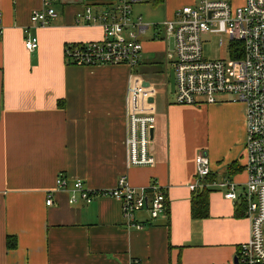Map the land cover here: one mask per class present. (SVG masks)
<instances>
[{"label": "crops", "instance_id": "crops-1", "mask_svg": "<svg viewBox=\"0 0 264 264\" xmlns=\"http://www.w3.org/2000/svg\"><path fill=\"white\" fill-rule=\"evenodd\" d=\"M86 2L96 11L104 8L103 0H68L55 4L58 16L49 25L35 26L31 14L42 0H0V264H229L250 239L245 206L213 186L209 216L194 218L189 185L202 151L212 163L207 184L245 172V160L238 159L246 140L245 107L231 121L225 118L226 144L217 138L205 145L199 120L191 117L203 106L156 98L155 164L130 167L126 92L132 70L74 64L65 55L69 43L104 36L97 24L83 18L77 23ZM192 2L167 6L166 17ZM135 5V15L144 18ZM27 28L39 40L33 51L24 44ZM150 52L144 41V54ZM123 175L138 188L158 183L168 198L166 213L152 219L146 209L137 212L144 224L137 229L128 225L117 199L72 204L71 192L56 184L64 176L69 187L80 179L89 188L109 189ZM245 180L236 181L239 191ZM8 236L16 237V248L7 247Z\"/></svg>", "mask_w": 264, "mask_h": 264}, {"label": "built area", "instance_id": "built-area-1", "mask_svg": "<svg viewBox=\"0 0 264 264\" xmlns=\"http://www.w3.org/2000/svg\"><path fill=\"white\" fill-rule=\"evenodd\" d=\"M68 0H42V7L33 10V25H49L58 16L55 4ZM150 0H103L104 8L95 10L86 2L76 14L77 23L83 18L103 30L101 40L69 43L65 55L70 63L97 65H127L132 70L126 92L127 159L130 167L153 166L155 154L151 130L156 123L158 88L136 73L144 59V35L150 29L164 30L167 43L166 59L175 71V101L179 104L202 105L230 99L245 107L246 140L243 147L246 180L241 184L222 177L207 184L212 163L207 152L196 157L195 180L189 186L194 192L201 188L225 190L224 196L242 202L251 220L250 239L239 245L229 264H264V0H193L177 8L173 17L161 23H149L134 13V5ZM163 28V29H160ZM25 47L33 51L39 46L37 36L25 29ZM220 37L227 46V57L210 59L204 45L211 37ZM226 37V41L224 40ZM157 38L156 34L152 37ZM173 38V48H170ZM2 29L0 26V40ZM170 68V69H171ZM169 87V79L164 83ZM153 98V102L149 99ZM57 189L68 190L69 202L81 198L90 203L94 197L117 199L128 225L142 229L144 224L135 218L148 210L152 219L166 213L168 198L162 187L153 182L147 188L132 186L126 175L109 189H92L77 179L69 187L68 180L59 176ZM151 191V193L149 192ZM47 205H53L52 194ZM131 264H142L140 259Z\"/></svg>", "mask_w": 264, "mask_h": 264}, {"label": "rangeland", "instance_id": "rangeland-1", "mask_svg": "<svg viewBox=\"0 0 264 264\" xmlns=\"http://www.w3.org/2000/svg\"><path fill=\"white\" fill-rule=\"evenodd\" d=\"M188 2V0H166L163 4L154 5L150 2H144L143 4L135 5V12L142 14L144 20L149 23H161L166 18L167 6L169 9H173L177 5H182ZM240 1L237 0V4ZM169 14V13H168ZM160 29H163L160 27ZM156 34L157 38L153 41H149ZM165 32L164 30H154L150 29L146 35H144V41L148 42L151 46V52L149 54H144L143 63H141L137 69L136 73L141 74L146 80L154 82L158 89H162V92H158L156 98L161 102L162 100L174 101L175 94L170 91V88L163 83L167 80V70L170 71L172 64L166 59L167 43L164 40ZM220 37H211L208 43L204 45V53L206 57L210 59H219L227 57V46L220 45ZM226 41V37H224ZM236 105V109L231 106ZM199 106V105H194ZM196 113H191V117H197L201 127V141L206 145V143L214 144L217 138L226 144V140L230 139L229 136L225 135L227 126L230 127V123L234 118L236 111H240L242 108L241 103L234 102L230 99H226L224 102L213 104H202ZM204 106H207L206 108ZM224 108V110H223ZM199 109V108H198ZM228 121H226V119ZM198 124V125H199ZM192 127H194V122L192 121ZM217 134V135H216ZM242 162L244 161V156L238 157ZM246 177L245 172H240L229 176V179L233 181H242Z\"/></svg>", "mask_w": 264, "mask_h": 264}, {"label": "trees", "instance_id": "trees-1", "mask_svg": "<svg viewBox=\"0 0 264 264\" xmlns=\"http://www.w3.org/2000/svg\"><path fill=\"white\" fill-rule=\"evenodd\" d=\"M154 3H161L164 0H152ZM210 188L205 187L193 192L192 197V216L194 218L202 219L209 216V193ZM245 206L242 204V207ZM17 246V240L15 236L7 237V247L14 249Z\"/></svg>", "mask_w": 264, "mask_h": 264}, {"label": "water", "instance_id": "water-1", "mask_svg": "<svg viewBox=\"0 0 264 264\" xmlns=\"http://www.w3.org/2000/svg\"><path fill=\"white\" fill-rule=\"evenodd\" d=\"M173 42H174L173 38H170V48H173ZM149 84H150V82L145 80L144 86H149ZM169 88H170V91L172 93H174V91H175V71L173 68L170 69ZM153 100L154 99L152 97L149 99L150 102H153ZM151 135H152V137L154 136V129L151 130Z\"/></svg>", "mask_w": 264, "mask_h": 264}, {"label": "flooded vegetation", "instance_id": "flooded-vegetation-1", "mask_svg": "<svg viewBox=\"0 0 264 264\" xmlns=\"http://www.w3.org/2000/svg\"><path fill=\"white\" fill-rule=\"evenodd\" d=\"M169 74H170V71L168 72V70H167V75H166V79H167V81H168V79H169Z\"/></svg>", "mask_w": 264, "mask_h": 264}]
</instances>
